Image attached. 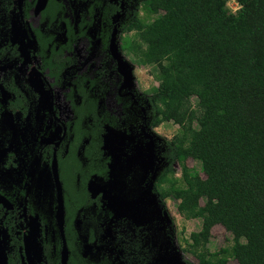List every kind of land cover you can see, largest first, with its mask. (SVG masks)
Returning <instances> with one entry per match:
<instances>
[{
	"label": "flooded vegetation",
	"instance_id": "1",
	"mask_svg": "<svg viewBox=\"0 0 264 264\" xmlns=\"http://www.w3.org/2000/svg\"><path fill=\"white\" fill-rule=\"evenodd\" d=\"M44 1L0 0L8 264H199L158 194L174 138L139 93V1Z\"/></svg>",
	"mask_w": 264,
	"mask_h": 264
},
{
	"label": "trees",
	"instance_id": "2",
	"mask_svg": "<svg viewBox=\"0 0 264 264\" xmlns=\"http://www.w3.org/2000/svg\"><path fill=\"white\" fill-rule=\"evenodd\" d=\"M138 1L139 68L158 82L155 123L180 127L158 194L203 220L191 238L199 264H264V0H235V13L227 0ZM218 225L233 246L212 253Z\"/></svg>",
	"mask_w": 264,
	"mask_h": 264
},
{
	"label": "rangeland",
	"instance_id": "3",
	"mask_svg": "<svg viewBox=\"0 0 264 264\" xmlns=\"http://www.w3.org/2000/svg\"><path fill=\"white\" fill-rule=\"evenodd\" d=\"M227 6L230 11L233 13L239 10V5L235 0H227ZM141 17L144 16L143 13L140 14ZM137 80L139 82V93H142L146 98L151 95V91L153 88L158 86L157 80L152 75V69L148 68H139V75L137 76ZM192 104L194 106L197 105L198 99L193 98ZM195 128L199 129V125L195 123ZM156 132V135L161 139L172 140L178 132H180V127L173 124H165L161 128H159ZM189 166L194 168L200 172L201 165L198 162L190 161ZM177 170V178H181V170L178 166H176ZM203 204V203H202ZM179 202L176 200H168L167 201V208L168 214L170 218L174 220L175 227H174V237L176 243H183L185 240H188L192 233H197L201 230L203 225L202 219H194V220H186L183 218L179 211H178ZM233 246V236L230 234L223 226H216L212 230V238L209 244V249L212 253H217L221 249L224 248H231ZM173 256L178 259L179 264H183V260L186 263L190 262L189 255H182L181 250L175 247L173 250ZM178 264V262H176ZM231 264H235L234 261Z\"/></svg>",
	"mask_w": 264,
	"mask_h": 264
},
{
	"label": "water",
	"instance_id": "4",
	"mask_svg": "<svg viewBox=\"0 0 264 264\" xmlns=\"http://www.w3.org/2000/svg\"><path fill=\"white\" fill-rule=\"evenodd\" d=\"M46 5V0L43 2V8ZM41 8V9H43ZM61 210V211H60ZM58 213V220L60 222V229L61 232L64 233V217H63V209H60ZM67 262V256L63 259V264H66ZM0 264H8L7 255L5 253L4 243L2 240V234L0 231Z\"/></svg>",
	"mask_w": 264,
	"mask_h": 264
}]
</instances>
